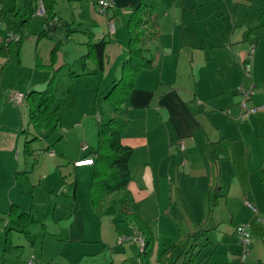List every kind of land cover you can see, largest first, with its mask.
Listing matches in <instances>:
<instances>
[{"label":"crops","instance_id":"0c3cea01","mask_svg":"<svg viewBox=\"0 0 264 264\" xmlns=\"http://www.w3.org/2000/svg\"><path fill=\"white\" fill-rule=\"evenodd\" d=\"M163 1L159 0L157 8L158 35L144 41L153 67L136 75L126 97L127 125L121 132V142L132 149L128 163L130 181L124 190L107 195L99 211L93 208L85 191L91 166L73 164L92 153L95 146L81 142L66 161L57 159L53 150L44 156L34 150L31 155L36 156V162L28 172L26 166L18 167V161L13 163L12 155L23 150L26 135L24 129L18 133L19 114L9 100L13 92L0 106V228L5 231L6 214L12 204L21 212H31L38 223L29 225L25 232L14 230L11 235L31 233L33 239L27 238L26 243L34 248L36 237L41 234L40 246L35 250L40 264H162L166 251L177 256L196 231L202 235L194 264L212 263L216 244L222 242L225 248H233L223 263L229 264L240 254L234 235L237 225L248 223L253 237L264 235V226L258 221L264 218V176L259 167L264 158V109L239 120L237 92V86L248 81L242 74L241 62L249 58L253 45L250 81L256 89L247 106H264V53L258 42L264 26V0H245L248 3L244 7L250 8L244 10H240V0H221L225 7L216 11L215 28L211 22L213 14L194 8L202 7V1L195 0L193 5L188 0ZM92 3L95 7L94 0ZM137 4L138 0H114L107 14H99L93 20L95 33H87L88 39L82 41L80 49L88 40L104 38L106 65L101 74H91L84 70H92L94 64L87 68L84 60H78L83 69L75 71L76 77L85 75L86 94L95 81L97 94H105L119 78L121 63L128 55L126 25ZM24 5L29 6L32 15L43 16L36 11L38 0H25ZM19 10L13 7V16ZM9 15L2 14L5 23L0 28L1 38L13 24ZM56 16L61 18L58 13ZM109 18L115 27L112 33L108 32ZM56 23L52 24L54 29ZM251 34L255 39L250 38ZM64 46L69 47L68 41ZM76 48L77 53L68 52L70 55L61 58V66H70L71 58L74 65L78 62L81 51ZM66 71L70 76V71ZM27 111L28 106L24 114ZM111 115L109 111L100 121ZM78 125L76 121L73 127ZM84 144L88 146L86 151L81 150ZM62 152V158H66ZM60 168L66 171L60 172ZM30 172L39 174L36 183L30 179ZM216 185L218 197L214 198ZM115 198L121 201L118 207L112 205ZM123 201L147 222L152 245L146 258L137 242L117 243L120 234L137 229L120 214ZM50 206V220H43L41 210ZM112 207L115 211L111 214ZM215 207L217 211L212 213ZM224 207L225 216L221 213ZM234 216L239 217L236 225L230 230L221 229L220 224L233 222ZM18 246L10 247L0 264H10V258L17 256L22 258L18 264H25L28 254ZM204 250L209 254L208 260H199Z\"/></svg>","mask_w":264,"mask_h":264},{"label":"rangeland","instance_id":"374dc122","mask_svg":"<svg viewBox=\"0 0 264 264\" xmlns=\"http://www.w3.org/2000/svg\"><path fill=\"white\" fill-rule=\"evenodd\" d=\"M55 1V12L61 16V21L64 20L67 25H63L62 22H57L56 29L52 30L50 28L45 36L39 37V32L44 29L42 23L44 20V16L39 14L32 15L29 6L24 5L25 0H2V4H0V7H2L0 9V28L5 23L4 18H2V14H10L8 16L9 21L13 22L14 13L11 12L13 7L20 9L16 19H19L20 16L25 14V17L28 19V21L25 25H23L22 28L23 38L19 46L18 60H9L8 57L5 56L6 50L4 48V41L0 37V48L2 49L0 51V106L3 105V102L7 100L9 95L14 91H20L23 94H26L30 91H51V93L53 94V98L52 102L51 100L49 101L47 109L49 111L56 109V112L60 116V122H55L54 127H42L39 131H35L32 127V124L30 123L31 118L29 116V111L24 114V109H26L27 106V100L30 101V98H24L22 104H17L16 102L13 103L15 104L14 107L16 108V113L19 114L18 121L21 127L18 130V133L21 134V130L26 129V135L32 133L37 137L33 142H31L30 148L33 151L36 150V153L38 155L42 153V155L44 156L47 152L49 153V151L53 150L54 153L57 154V159L66 161V159L68 160V157H72V155L75 154V149L79 144H81V142L84 141L90 145H96L97 124L105 122V120L100 121V119H103L109 111H112L113 104L110 100L104 98V94H97V81H95V86L88 84V90L90 91H88L89 94H86L87 82L86 79H84L85 75L72 77L71 75L69 76L68 73H66L67 69L70 72L72 71L74 73H76L75 71L80 72L81 69H83L82 62L78 60H84L85 67L87 68L93 66L92 59H80V55L87 52L86 45L84 46V49H80V47L83 46L82 41L85 42L88 39V32L92 31L93 33H95L96 27L94 26L96 23H94L93 20H95L97 16H100V13L95 9L92 0ZM188 1L192 3V5L195 2V0ZM197 1H202L203 6L200 7L196 5L194 7L195 9H206L208 14L214 15L211 22L214 23V25L212 26H214L215 28L216 24H218L216 21V11L220 10L222 6L225 7V2L221 0ZM162 3L164 4V1ZM245 3L248 2L245 0L239 1L240 10L250 8V6L244 7ZM209 25H211L210 22ZM9 30H11V28H9ZM255 35H257L256 32ZM255 35L251 34L250 38L255 39ZM67 41L69 47L65 49L64 45ZM258 42L261 53H264V26L260 31ZM76 46L79 47V50L81 51L79 56H77L78 58L76 61L78 62L74 65V61L71 58V60H69V62H71L70 66H61V58L70 55L68 52H70L71 54L77 53ZM243 51L247 52L246 47H243ZM223 53L227 55L228 51L224 50ZM84 71L88 73L90 69ZM49 79H51L52 81H49ZM89 83L91 82L89 81ZM43 99H45V97H40V100ZM18 110H20L19 113ZM13 117H15V115ZM76 121L79 122V125L77 127H73ZM61 152L63 154L65 153L64 155L66 156V158H62L64 156L60 154ZM12 156L14 160L13 163L15 164L18 161V167L23 168V166H26L28 168V172L36 162V156H28L23 152V150H20L19 153H17V156ZM85 166H91V168L93 169L92 164H85ZM62 171L65 172L66 170L61 169L60 172ZM56 172L59 174V176L62 177L59 171L56 170ZM38 176L39 174L33 172V174L31 173L29 177L30 179L33 178L34 181L32 182L36 183ZM82 185H80L79 187H82ZM229 186L234 187L233 183H230ZM85 191H87L89 195V184L85 188ZM41 199L43 200V198ZM120 202L121 201H118V199L115 198L112 202V205L118 207ZM113 208L115 207H112V209L110 210L111 214L115 211L113 210ZM216 211L217 210L215 207L212 213ZM226 211L227 210L224 207L221 213L225 216ZM50 213L51 206L48 208V210L43 207L41 210V216L43 217L41 218L43 220L49 221L50 219L48 215ZM111 214L110 217H113ZM238 219L239 217L236 219V217L234 216V220H232L233 222L231 223L226 220L225 222L220 224V226H222L221 229L229 228L230 230L231 226L236 225ZM4 232L5 231L3 230H1L0 232V263L5 257H7L9 253L8 251L4 250ZM27 238L32 240L33 235L27 232L26 234L14 232L12 235H10L11 249L18 244L20 246H18L17 248H20L21 250L22 248H25V253H27L28 255L31 250L32 253H35V250L40 246L42 235L38 234V236L36 237L37 247L35 246L34 248H30V243H26ZM210 241L214 242L215 240ZM224 244L225 242H222V244H220L219 246L216 244V252L215 255L212 256V263L210 264H223L226 261L225 257L227 256V254H231V250L233 251V248H231L230 246H227V248H225ZM198 248H200V246ZM249 250L248 253L243 257V259L240 256V251L239 257L232 259L229 264H264V235L256 234L254 237L252 236V245L250 246ZM208 258L209 254L204 250L199 260H208ZM10 259V264H18V262L22 258H19L17 256ZM213 260H215V262H213Z\"/></svg>","mask_w":264,"mask_h":264},{"label":"trees","instance_id":"16d2710c","mask_svg":"<svg viewBox=\"0 0 264 264\" xmlns=\"http://www.w3.org/2000/svg\"><path fill=\"white\" fill-rule=\"evenodd\" d=\"M36 1V0H33ZM42 4L44 24L46 28L39 32V37L45 36L52 24L62 22L67 25L61 18H56L55 0H38ZM159 0H138L137 6L132 10L127 21L128 32V55L122 61L120 76L114 80L107 88L104 98H107L113 104L112 115L104 123L97 124V140L92 153L85 155H95L92 162L93 169L89 181V195L92 206L95 210H100L103 200L107 195L124 190L130 181V172L128 163L132 154V149L121 142V132L127 125L125 117L126 97L134 86L136 75L145 69L153 67L152 58L149 55V48L144 45L145 40L155 39L158 35L157 24V7ZM15 13L11 30L18 34V40L6 41L3 37L6 56L9 60L18 57L19 46L22 41V27L26 23L25 14L16 19ZM1 35V34H0ZM107 40L104 38L97 41L88 40L86 42L87 52L81 58H90L94 67L90 70L91 74H101L106 65L105 47ZM2 49L0 48V51ZM72 77L78 74L70 72ZM27 100L30 123L35 131L42 127L55 126V122H60L59 115L55 110L47 109L48 103L53 98L49 90L43 92L30 91L24 94ZM40 97L45 99L40 100ZM106 99V100H107ZM29 101V102H28ZM45 112V113H44ZM26 133V130H23ZM37 137L34 134L25 135L23 151L30 156L33 150L30 148L31 142ZM264 176V158L260 166ZM218 185L214 186V198L218 197ZM120 212L124 219L133 223L137 228L136 232L140 234L145 242L142 250L143 258H146L150 252L152 238L146 220L138 212L130 210L127 201L120 205ZM4 250L8 251L11 247L10 235L16 230L25 232L29 225L38 223L31 212H21L19 208L12 204L6 214ZM202 232L192 233L184 246V249L175 257L169 251L164 253L162 264H177L183 261V264H194L198 253L199 243Z\"/></svg>","mask_w":264,"mask_h":264},{"label":"built area","instance_id":"2783aa9c","mask_svg":"<svg viewBox=\"0 0 264 264\" xmlns=\"http://www.w3.org/2000/svg\"><path fill=\"white\" fill-rule=\"evenodd\" d=\"M114 0H94V4L96 7V10L100 14H107V11L113 6ZM1 9V7H0ZM36 11L40 14H43L42 10V4L39 2L38 7L36 8ZM107 27H108V32L112 33L114 31V23L113 21L109 18L107 20ZM19 36L12 30H9L6 32V41L9 40H18ZM254 50V46L251 45L250 48V55L249 58L243 60L241 62V67H242V74L245 79L248 81L243 84L241 83L240 85L237 86V92L239 95V106L241 108V112L239 114V120L243 121L246 120L252 113L264 109V106H252L248 107L247 103L251 98L253 97L255 93V84L250 81V73H251V54ZM25 98L24 94L20 91H14L9 98L10 101L16 102L17 104H22L23 99ZM180 148H183V143H179ZM88 149L87 145H81V150L86 151ZM95 158V155H90L88 157L81 158L79 160H76L73 162L74 166H78L81 164H92L93 160ZM249 205V204H248ZM251 208H253L251 205H249ZM259 223L264 226V218L260 217L258 218ZM234 235L236 238V241L240 247L241 251V258L245 256V254L248 252L251 244H252V234L250 230V225L248 223H241L235 227ZM126 241H133L137 242L139 244V247L141 250H143L145 242L143 237L138 234L137 232L133 231L130 234H120L117 238V243L121 244ZM25 264H40L39 260L36 256L35 253H30L28 257L25 260Z\"/></svg>","mask_w":264,"mask_h":264},{"label":"water","instance_id":"95a60500","mask_svg":"<svg viewBox=\"0 0 264 264\" xmlns=\"http://www.w3.org/2000/svg\"><path fill=\"white\" fill-rule=\"evenodd\" d=\"M51 29L53 30L54 29V26H52Z\"/></svg>","mask_w":264,"mask_h":264}]
</instances>
